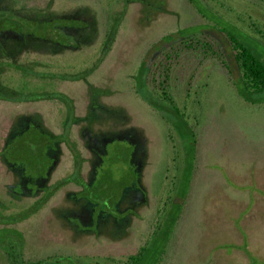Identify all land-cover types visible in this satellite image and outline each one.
Masks as SVG:
<instances>
[{
  "label": "rangeland",
  "instance_id": "374dc122",
  "mask_svg": "<svg viewBox=\"0 0 264 264\" xmlns=\"http://www.w3.org/2000/svg\"><path fill=\"white\" fill-rule=\"evenodd\" d=\"M0 6L35 18L62 14L91 18L90 30L75 47L62 49L28 41L23 42V48L13 49L11 56L38 69L68 75L85 72V77H58L53 86L44 84L68 95L74 115L81 116L70 125L71 146L83 157L81 173L86 176L92 171L96 156L90 145L103 133L105 136L98 137L96 143L104 160L98 175L113 182L105 191L111 197L121 195L122 184L133 183L141 168L146 192L145 202L131 207L130 212L124 211L133 201L130 190H126L124 207L107 213L99 208V201L83 202L80 192L72 197L80 188L76 182L63 184L35 212L10 223L22 231L25 257L54 254L44 264H75L76 258L68 254L124 257L148 235L149 244L157 248V254L165 255L167 264H264V91L254 95L256 100H245L220 59L206 57L197 49L182 55L172 91L196 139L194 168L184 173V167L172 158L190 157L184 150L190 134L184 137L177 128H170L157 110L138 96L133 84L149 43L164 32L189 24L202 23L198 26L218 37L228 30L252 45L264 59V41L252 31V21L264 30V0H0ZM107 31L112 37L103 50ZM1 57L7 55L0 53ZM4 68V77L13 74L9 81L15 82L18 70ZM36 112L51 131L63 130L60 120L66 105L61 99L0 98V142L15 120ZM86 127L93 129L88 137L83 133ZM14 138L11 152L18 156L14 166L22 170L16 175L0 157V196L6 200L10 196L5 193L6 184L17 178L28 186L36 182L40 157L35 152L45 153V159L40 160L45 166L41 173L49 170L50 159L57 156L50 151L52 147L49 150V146L30 144V150L25 139ZM71 146L60 142L58 161L48 183L73 170ZM188 149L191 151V145ZM176 165L179 173L172 178ZM23 174L26 181L19 179ZM170 190L171 199L175 193L184 202L180 215L168 226L167 238V216L154 223L152 216L160 193L165 195ZM36 196H19L6 210H18ZM122 210L127 219L113 220V215L123 216ZM86 226L91 231H85ZM151 229L155 232L149 235Z\"/></svg>",
  "mask_w": 264,
  "mask_h": 264
},
{
  "label": "trees",
  "instance_id": "16d2710c",
  "mask_svg": "<svg viewBox=\"0 0 264 264\" xmlns=\"http://www.w3.org/2000/svg\"><path fill=\"white\" fill-rule=\"evenodd\" d=\"M194 1L196 2V0ZM197 9L205 14L202 11L200 3L197 4ZM200 24L202 23L189 24L169 30L150 42L143 51L136 72L133 75V84L138 96L152 108L156 109L162 118L169 123L170 128H177L179 133H184V137H186V134H190L189 137H191V140L189 144L184 146L185 154H191L190 157L188 158L185 156L182 159H177V157L174 156V158H172L175 163L180 162L179 167H184L182 168L184 173L185 171L190 172L191 169L194 168L195 157L193 152L196 146V139L187 119H185V110L177 104L178 102L172 91L173 81L178 77V71L181 70L180 66L182 63L180 62L183 57L182 55L186 51L197 49L206 57L220 59L230 76L235 79L234 81L237 85L238 92L245 100H256V98H253L254 95L264 91V59L253 50L252 45L228 30H222L223 36L221 37L213 36L209 30L199 27L198 25ZM252 24L253 33H257L264 41V30L258 27L254 21H252ZM91 25V18L89 19V17L82 14L50 15L43 18H35L16 14L11 8L0 6V53L7 55V57L0 58V98L14 101L57 98L61 99L66 105V113H64L60 120L63 126L61 132L54 133L51 131L50 128L44 124L41 116L36 112L21 115V117L9 126L7 133L1 138L0 157L9 169L17 173L16 175H18V171H21L22 168L17 169L14 166L16 164L15 160L18 157L11 152L14 147L15 136L25 139L26 144L29 146L30 144L34 145L36 148L49 146V150L50 147H52L53 150L50 151L56 153L57 156L50 159L51 165L49 170H44V172L41 173L39 171L41 170L40 168H45V166L40 160H42V157L45 159V153L43 151H34L40 157L37 165L39 168H37L38 171H36V182L34 181V184L28 186L29 184L27 182L21 184L22 182L17 178L14 182L6 184L5 193L10 196L8 200L0 196V264L1 262L4 264H44L46 260H50L54 257V254L36 259L25 257L23 253L24 238L22 231L10 225V223L27 217L32 212H35L53 193H55L58 187L69 181H74L80 186L78 191L71 194L72 197H74L77 192H80L83 202L93 200L96 202L99 201V203L102 204V206L99 204V208L107 213L123 205V195L126 190H130L133 201L132 205L125 206L126 208H124V211L131 209V207H134L136 204L141 205L145 202L146 192L141 180V168L137 169V179H135L133 183L122 184L123 186L120 187L122 188L121 195L120 193H116L112 194L111 197L110 194L105 191V189L109 188L110 184L113 185V182L103 179L102 174H99L101 176L98 175V170L100 166L102 167L104 160L99 157L101 149L96 148V143L98 137L105 136L103 133L97 135L93 143H91L92 145H90L96 156L92 171L86 176L81 173L83 157L71 146L70 141V125L74 121L80 120L78 118L81 116L74 115L72 101L68 95L54 87H49L47 89L44 84L46 82L53 86V80L58 77H85V72L80 70L77 71L75 75H68L63 71L38 69L31 64L17 62V60H13L11 56L15 53L14 50L23 48V42L26 43L28 41H32L33 43L42 41L43 44L62 49L75 47L90 30ZM110 32L111 31H107L106 38L102 43L103 50L109 46V42L111 41L112 33ZM11 50H13L12 53ZM4 67L18 70L19 73L14 77L15 82L12 83L9 81L10 78H13V74L4 77ZM192 86L194 87V83ZM165 107H167L168 110H166ZM86 129L83 133L85 137H88V135L93 132V129L91 127H86ZM62 141L67 143L68 146H71L74 158L73 170L57 180L48 183L47 180L51 171L58 161V149ZM188 145H191V151H189ZM29 148L31 150V146ZM137 151L138 148L136 146L134 152L137 153ZM51 152L49 154H51ZM166 170L168 172L169 166L166 167ZM173 171L174 173L170 175L172 178L179 173L177 165ZM167 172L165 174V179L168 177ZM23 175L24 176H20L19 179H23L24 177L26 181L27 175ZM170 192L171 190L166 192L167 194L165 195L164 193H160L159 203L152 216L153 223L154 220H160L161 216H167L166 219L169 223L165 229V236L167 238L170 232L168 226L171 227L174 224L175 217L180 215L181 205L182 202H184V198L182 196L179 198L175 193L173 199H171L172 196H169ZM181 192L183 193V191ZM25 194H37V196L34 197L29 204L18 210H6L8 206L12 205L13 200ZM83 206L87 209L85 204ZM124 211L122 210L121 215L124 214ZM171 211L173 212L172 215H170ZM165 213L167 215H165ZM113 216L115 217H112L113 220L116 219L121 221L123 218L127 219L125 215L119 216L122 219L117 218L118 216L116 215ZM171 217L172 221H170ZM154 227H156V224H154ZM83 229L85 231H91V228L87 226ZM154 232L155 229H151L148 234L152 235ZM146 236L135 250L128 252L124 257L95 253L78 255L68 254L67 256L76 258L75 264L76 262L77 264H144V260L147 259V257H150L148 264H167L165 262V255L162 254V252L157 254V248L149 244L150 238ZM244 252L247 254L249 253L247 249Z\"/></svg>",
  "mask_w": 264,
  "mask_h": 264
}]
</instances>
